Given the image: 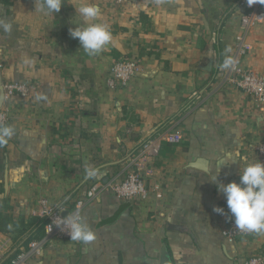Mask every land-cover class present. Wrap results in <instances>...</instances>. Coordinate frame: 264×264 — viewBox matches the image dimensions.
Wrapping results in <instances>:
<instances>
[{"label": "crops", "instance_id": "0c3cea01", "mask_svg": "<svg viewBox=\"0 0 264 264\" xmlns=\"http://www.w3.org/2000/svg\"><path fill=\"white\" fill-rule=\"evenodd\" d=\"M241 1L63 0L46 15L40 0H0V20L12 26L0 28V109L15 129L0 147L1 197L26 219L42 198L66 214L81 200L96 236L89 244L54 238L26 264H159L162 244L173 264H242L264 252V234L233 242L221 235L231 214L211 181L239 182L246 163H264L257 152L264 103L257 107L221 67L234 55ZM81 4L97 5L102 15L88 23L106 24L112 34L96 55L70 35L85 23L75 9ZM246 39L251 50L241 64L264 77V21ZM124 58L137 61V73L112 89L109 72ZM13 82L29 92L6 98L3 86ZM167 131L182 139L162 144L149 161L146 199L112 191L87 197L91 183L124 178L142 144ZM87 165L98 170L95 178H86ZM12 247L0 232V263Z\"/></svg>", "mask_w": 264, "mask_h": 264}, {"label": "built area", "instance_id": "2783aa9c", "mask_svg": "<svg viewBox=\"0 0 264 264\" xmlns=\"http://www.w3.org/2000/svg\"><path fill=\"white\" fill-rule=\"evenodd\" d=\"M120 4L125 0H114ZM244 12L240 16V31L234 36V55L236 61L235 67L226 69L227 80L249 94L255 101V105L260 107L264 103V77L258 75L254 71L243 67L241 64L242 57L251 50V44L246 39L248 30L258 23L264 21V10L257 9L255 4L251 7L247 0H242ZM138 64L133 59H119L113 63L112 69L107 84L110 88L118 86H126L131 78L137 73ZM5 97H11L15 93L26 95L29 92V86L24 82L7 83L3 86ZM8 122L7 109H0V125H6ZM182 136L178 132H164L158 138L150 139L144 142L136 157L132 159V166L127 175L117 181H95L90 184L87 190L89 199L99 196L102 192L112 191L118 198L123 200L146 199L147 188L145 184V176L149 174L148 163L154 159L164 143L176 144L181 142ZM259 158L264 161V142L259 143L257 147ZM83 202L76 201V205L68 214L63 213L62 208L52 205L48 199L42 198L38 201L35 214L40 217H45L46 222L43 227V235L40 238L32 239L25 247H21L16 254L5 264H26L31 258H38L52 240L64 239L71 240L67 230L62 229L61 218L69 214L81 212ZM227 226L221 231V235L228 241L247 237L254 233H246L235 228L234 217L231 215L228 218ZM61 225V226H57ZM242 264H264V252L249 256Z\"/></svg>", "mask_w": 264, "mask_h": 264}, {"label": "clouds", "instance_id": "9594fccd", "mask_svg": "<svg viewBox=\"0 0 264 264\" xmlns=\"http://www.w3.org/2000/svg\"><path fill=\"white\" fill-rule=\"evenodd\" d=\"M62 2L63 0H40L39 10L46 15L58 13ZM247 3L251 7L256 3L264 4V0H247ZM75 9L85 23L70 29L71 37L78 38L80 45L88 55L102 52L112 40L111 31L106 24L88 23L98 20L102 15L100 8L95 4H81L78 9ZM11 27L10 23L0 20V28L4 31H11ZM235 63L232 57H226L221 67L234 68ZM37 99H42V97H37ZM13 135H15V129L11 125H0V144L5 143ZM238 158H240L239 153H229V159L232 161ZM243 159L246 161L247 157ZM85 173L87 179H93L97 176L98 170L87 165ZM217 177L212 175L211 181L217 184L218 191L226 197L227 208L234 217L235 228L246 233L264 234V163H246L242 174L240 173L239 182L218 183ZM213 211L221 215L225 214L221 207H215ZM61 220L63 226L61 230L66 229L72 241L89 244L96 239L95 233L79 212L69 214Z\"/></svg>", "mask_w": 264, "mask_h": 264}, {"label": "trees", "instance_id": "16d2710c", "mask_svg": "<svg viewBox=\"0 0 264 264\" xmlns=\"http://www.w3.org/2000/svg\"><path fill=\"white\" fill-rule=\"evenodd\" d=\"M5 143L0 144V147H3ZM3 193H4L3 184L0 182V194H3ZM1 202L7 205L6 196L2 197ZM1 209H0V232L6 233V234L10 233L9 224H11L14 226H17V225L22 226L21 230L17 231V233L18 235L24 234L22 240L19 241V243H17L18 245L16 249L11 254H9V257L7 259L9 260L10 258L14 256V254L18 252V250L21 247H25L29 243V241H31L32 239L40 238L43 235V227L46 222V218L40 217L38 215H32L26 219L23 215L13 213L12 208L9 207L8 205L5 206V209L7 211L4 212L3 208ZM14 240L15 238H13V241ZM7 260H5L4 262L0 264H5Z\"/></svg>", "mask_w": 264, "mask_h": 264}, {"label": "rangeland", "instance_id": "374dc122", "mask_svg": "<svg viewBox=\"0 0 264 264\" xmlns=\"http://www.w3.org/2000/svg\"><path fill=\"white\" fill-rule=\"evenodd\" d=\"M2 196V194H0V209L1 208H3V211L5 212V211H7L6 209H5V206H7L5 203H3V202H1V197ZM9 206V205H8ZM10 207V206H9ZM2 210V209H1ZM8 211H9V209H8ZM7 213V212H6ZM9 222V221H8ZM21 227L22 226H20V225H17V226H14V225H11V224H9V228H10V233H8L9 235H10V237H12V239L13 238H15V240L13 241V247L16 249V247H17V243H19V241H21L22 240V238H23V236H24V234H21V235H18V233H17V231H20L21 230ZM6 234V233H5ZM12 247V248H13ZM10 250H11V248H8V250H7V252H5L6 254L7 253H10L11 254V252H10ZM9 255V254H8Z\"/></svg>", "mask_w": 264, "mask_h": 264}, {"label": "water", "instance_id": "95a60500", "mask_svg": "<svg viewBox=\"0 0 264 264\" xmlns=\"http://www.w3.org/2000/svg\"><path fill=\"white\" fill-rule=\"evenodd\" d=\"M209 62L208 64H206L204 66V69H209ZM2 96H3V91H2ZM2 99V97H1ZM159 264H173L172 263V259H171V255L169 253V251L167 250V247L165 246V244L161 245L160 248V258H159Z\"/></svg>", "mask_w": 264, "mask_h": 264}]
</instances>
